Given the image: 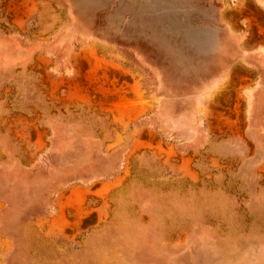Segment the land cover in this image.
I'll return each instance as SVG.
<instances>
[{
	"label": "rangeland",
	"instance_id": "374dc122",
	"mask_svg": "<svg viewBox=\"0 0 264 264\" xmlns=\"http://www.w3.org/2000/svg\"><path fill=\"white\" fill-rule=\"evenodd\" d=\"M0 264H264V0H0Z\"/></svg>",
	"mask_w": 264,
	"mask_h": 264
}]
</instances>
